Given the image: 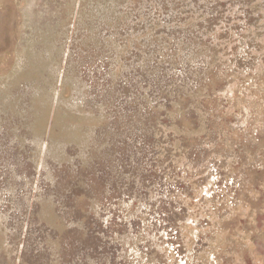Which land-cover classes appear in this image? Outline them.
I'll use <instances>...</instances> for the list:
<instances>
[{
  "label": "rangeland",
  "instance_id": "obj_1",
  "mask_svg": "<svg viewBox=\"0 0 264 264\" xmlns=\"http://www.w3.org/2000/svg\"><path fill=\"white\" fill-rule=\"evenodd\" d=\"M0 264H264V0H0Z\"/></svg>",
  "mask_w": 264,
  "mask_h": 264
}]
</instances>
